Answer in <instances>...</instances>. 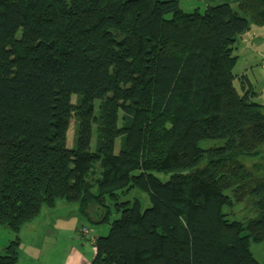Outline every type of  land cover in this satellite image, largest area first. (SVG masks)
Segmentation results:
<instances>
[{"label":"trees","instance_id":"trees-1","mask_svg":"<svg viewBox=\"0 0 264 264\" xmlns=\"http://www.w3.org/2000/svg\"><path fill=\"white\" fill-rule=\"evenodd\" d=\"M180 1L0 0V264L57 200L110 224L92 264H264V105L233 73L264 0Z\"/></svg>","mask_w":264,"mask_h":264},{"label":"rangeland","instance_id":"rangeland-1","mask_svg":"<svg viewBox=\"0 0 264 264\" xmlns=\"http://www.w3.org/2000/svg\"><path fill=\"white\" fill-rule=\"evenodd\" d=\"M203 1L204 0H181L180 6L184 11H192L197 7L203 11L206 7ZM225 1L231 2L234 8L239 14H241L236 4V0ZM249 21L251 24L249 33L251 38L247 39V41H243V38L239 37L236 40L234 53L238 56V59L233 73L240 76L246 75L248 77L255 91L258 93L255 97V101L264 105V24H255L250 19ZM234 84L239 90L237 80L234 81ZM73 134L74 120H72L68 130L67 141L69 145L72 143ZM201 145L206 148L212 145V142L209 140L202 141ZM118 149L119 140L116 142V151H118ZM168 176L169 175H162L161 178L166 180ZM134 197H137L142 202L143 208L150 205L148 195L138 189H134L123 199L133 201ZM240 210V205L233 208H223L224 213H227L229 219H244L248 213L244 209ZM77 214L82 215L76 203L57 200L53 208L43 205L39 216L26 225L25 231L21 236V243L18 247L19 258L23 259L25 257V260L30 261L27 257H31V260L38 261V257L39 259L41 258L38 256V251L42 253L40 255H44L45 249L52 245L55 246L56 249H54L51 254L45 255V257L48 258L51 256L53 259L52 262H48L47 264H82L84 260L82 254L91 261L90 257L93 251L91 250V246L85 244V247H82L81 243H83V240L81 237L74 234L72 236H74L75 239H73L71 234L68 233L69 230L73 231V229L76 232L82 224L80 219L75 220ZM118 216L113 215L110 218V221ZM82 220L85 222V225L93 228L94 235L98 237L108 235L110 229L109 223H96L86 218H83ZM11 237H13V233H10L0 225V249ZM57 248H59V250ZM250 250L257 261L264 263V241L260 243L251 242ZM23 263L27 264L25 261L21 262V264ZM38 264H42V262H39Z\"/></svg>","mask_w":264,"mask_h":264},{"label":"crops","instance_id":"crops-1","mask_svg":"<svg viewBox=\"0 0 264 264\" xmlns=\"http://www.w3.org/2000/svg\"><path fill=\"white\" fill-rule=\"evenodd\" d=\"M223 1H225V0H204L203 2L205 3V6L207 7V5H209V4H213V3H219V2H223ZM249 33H250V31H248V32H246V33H244L243 35H241L240 37H242L243 38V41H247V39H250L251 38V35H249ZM246 37V38H245ZM82 215H80V214H77V216L75 217V220H79L80 219V221H82V224L79 226V228L77 229V231L75 232L74 231V229H73V231L72 230H69L68 231V233L69 234H71V236L72 235H79L80 237H81V239L83 240V243H81V245H82V247H85V244H89V246H91V248H92V243H91V241H90V238L88 237V236H85V235H83V234H81L80 232H79V229H80V227L82 226V225H85V222H83V218H84V216H82ZM93 229V228H92ZM25 231V230H24ZM95 233H93V235H94ZM96 238L98 237V236H96V235H94ZM72 238L73 239H75L74 238V236H72ZM85 242V243H84ZM54 249H56V247L55 246H49V247H47L46 249H45V251H44V255H40V254H42V253H40L39 251H38V256H40L41 258L39 259V257H38V261H35V260H31L32 258L30 257V258H28L27 257V259H30V261H27V260H25V257L23 258V259H20L19 258V260H18V262L16 263V264H21V262H23V261H25V262H27V264H38L39 262H42V264H47L48 262H52V257L50 256L49 258L48 257H45V255L46 254H51V252L54 250ZM58 250H59V248H57ZM91 250H93L92 251V254H91V257H90V259H91V261L89 260V259H87L86 257H85V255L84 254H82V256L84 257V260H83V263L82 264H92V260H93V257H94V254H95V250L92 248ZM42 252V251H41ZM43 256V257H42ZM48 258V259H47ZM43 260H45V261H43ZM23 264H25V263H23Z\"/></svg>","mask_w":264,"mask_h":264},{"label":"built area","instance_id":"built-area-1","mask_svg":"<svg viewBox=\"0 0 264 264\" xmlns=\"http://www.w3.org/2000/svg\"><path fill=\"white\" fill-rule=\"evenodd\" d=\"M80 232H82L83 235L88 236L90 238V241L92 243V248L96 250V246H95L96 237L93 235V229L89 226L84 225L81 227Z\"/></svg>","mask_w":264,"mask_h":264}]
</instances>
